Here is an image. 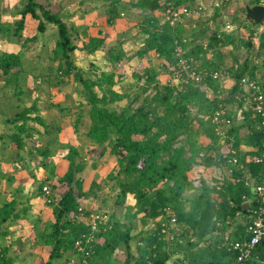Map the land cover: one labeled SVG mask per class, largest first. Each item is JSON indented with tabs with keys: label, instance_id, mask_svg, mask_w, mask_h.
Segmentation results:
<instances>
[{
	"label": "trees",
	"instance_id": "1",
	"mask_svg": "<svg viewBox=\"0 0 264 264\" xmlns=\"http://www.w3.org/2000/svg\"><path fill=\"white\" fill-rule=\"evenodd\" d=\"M97 1L102 5L101 12L108 25H113L122 13L133 14L136 11L140 17L138 30L146 34L143 48L133 54L125 50L124 41L117 42L106 56L111 64L106 71H85L76 66L73 57L78 49L73 39L75 28L73 30L64 21L60 12H53L38 0H26L18 11V20L0 24V31L6 39L22 37L30 26L28 17L37 21L39 33L45 32L48 24L56 26V40L49 55L51 64L54 63L49 66L53 74L49 75L58 77L60 85L71 82L79 85L83 97L81 105H86L89 112L90 124L85 136L96 145L94 153L102 157L108 151L117 162L108 177L118 187L115 209L109 213L106 226L100 225L93 241L87 245L88 255L78 250V242L83 235L90 234L91 226L86 220L77 221L76 216L81 207L86 210V216L93 211L107 210L86 209L81 204L87 192L83 189V179L77 176L85 168V163L77 159L79 149L70 146L68 169L57 181L53 179L54 171L40 182L37 193L46 196L47 202L52 199L48 204L53 206L54 213V222L37 237L39 245L51 247L46 264H116L115 254L121 247L127 251L125 264H167L174 255H178L174 264H234L237 253L229 249L225 237L229 235L230 240L250 238L248 226L256 205L254 190L243 181L235 182L234 178L242 175L237 167L234 176H227L216 186L200 174L196 179L190 178L189 171L196 163L207 168L215 164L230 165V149L234 148L243 167L256 177L255 183L261 182L263 167L255 162L264 141V129L258 127L260 118L253 116L251 109L244 111L245 121L228 127L223 136L216 129L212 117L221 108L228 109L231 116L243 108L246 95L241 81L244 77L255 80L264 90V77L262 82L258 79V72L264 68V28L257 35L259 44L256 45L254 37L260 25L246 17V8L243 21L234 17V24L241 23L234 32L219 26L215 30L210 26L202 29L199 23L197 28L187 33L183 23L171 26L156 14L165 12L168 1ZM170 1L176 8L197 4V0ZM248 2L256 5L262 0ZM220 7H224V3L215 6L214 20L220 15ZM81 29L87 31L86 26ZM244 29L247 37L241 33ZM184 36L189 40L184 42ZM88 37L83 49L88 53L103 49L104 37ZM37 38L38 35L27 38L25 43ZM178 46L184 49V56L197 63L200 69L229 72V78L234 82L228 91L224 82L212 76L202 82L161 84L156 67L146 68L143 74L134 73V78L141 83L134 85L130 92L116 89L121 81L117 68L119 63L134 55L143 56L154 51L162 61V68L168 70L177 62L175 51ZM228 46H231L229 51L226 50ZM244 48L247 55L243 57L240 51ZM23 55V52L0 51V71L5 78L3 87H14V93L19 97L25 93L21 86L23 78H26ZM228 55L232 61L227 66ZM231 106L235 110L230 109ZM34 111H39L35 101L32 106L6 119L15 125V131L8 134L15 149H25L27 139L33 136L28 122L32 118L29 114ZM82 115V111L77 112L74 124L78 133ZM34 120L44 123L39 116ZM244 128L247 130L245 134L242 133ZM201 136L208 139L207 145H202ZM42 155L48 157L49 149ZM44 186L50 187L49 195H46ZM130 198L134 204L129 202ZM247 201L251 204L246 209L244 204ZM16 205L17 198L14 197L0 206V228L20 217ZM168 209L173 210L176 227H180L179 231H171L173 239L161 232V223L157 220L166 215ZM139 216L144 225L152 220L156 227L152 231H140L136 252L133 253L134 222ZM3 236L0 230V264H13L10 247L2 242ZM246 264H264V240L257 245Z\"/></svg>",
	"mask_w": 264,
	"mask_h": 264
},
{
	"label": "rangeland",
	"instance_id": "2",
	"mask_svg": "<svg viewBox=\"0 0 264 264\" xmlns=\"http://www.w3.org/2000/svg\"><path fill=\"white\" fill-rule=\"evenodd\" d=\"M39 2L43 3L46 7L50 8L53 12H60L63 15L64 21L70 26L73 27L72 29L74 35V41L78 45V48L81 49V51L75 52L73 57L75 60V64L78 68H81L85 71L87 70H96V72L100 71H106L108 70V67L106 63H104V56L101 54H92L84 52L86 51L83 49V46L86 42H88V33L87 31L81 29L84 27L83 22V16H86L83 12V9L85 8V0H38ZM199 1V0H198ZM26 3V0H0V24H5L6 22H14L15 20H18L20 18L18 14V11L23 8L24 4ZM96 3L101 4L99 1L96 0ZM224 3V7H220V15L217 16V18L214 20L213 16L215 14V6H221V4ZM218 4V5H217ZM264 4V0H262V3ZM98 5V4H97ZM200 5L203 6V10H198V12L187 16L183 19V23L185 24H191L192 21H195L197 23L201 24V28L203 29L206 26H210L212 30L217 29L218 26L224 30V26L226 24L231 25V27L228 29L229 32H234L236 26L238 24H241L240 22L234 24V17L237 16L240 21L244 20L245 14H244V8H246L249 4L248 0H200ZM100 6L98 5V8ZM94 8V7H93ZM101 8V7H100ZM102 9V8H101ZM213 19V20H212ZM212 21V22H211ZM37 22V21H36ZM36 24L34 27V23L30 24L31 28H28L24 30L25 33H23V36L18 37H12V39H6L3 36L2 31H0V51L6 52V53H20L23 52V68L26 70V78H23V84L21 86L25 89V93L21 95V97L15 95V88L14 87H3L5 78L2 76V71H0V90L1 94L5 93L8 97H14L15 101L12 100L11 102H8L5 97L0 100V105L3 104L6 101L7 107L10 110L14 111V114L17 112L22 111L24 108H28L32 106L33 102L36 101L38 97V104H41L40 102L43 101L42 97L43 95L48 96L51 98V101L53 98L56 100V97L59 93L60 97L64 96V102L68 104L66 107V111L68 115L77 111H82L83 115L81 117V120L79 121V129L82 130V132H85V129H88V126L90 122L86 120L89 119V112L88 107L85 105H81L82 103V93L79 85H76L74 82H71L70 85L64 84L60 85L58 84L59 78L54 75H49V73H52L50 71L49 66L54 65V63L51 64L49 55L52 54V49L55 44L56 35H57V28L53 24H48V27L45 32L39 33L36 29ZM264 24V23H263ZM107 26H111L108 24H105ZM190 28V26H188ZM263 26L260 25V27H257V34L254 37V43L256 45L259 44V37L257 36L262 30ZM243 32L245 37H247L246 30H241ZM131 33V32H130ZM133 33V32H132ZM188 33H190L188 31ZM38 35V38L36 40L26 42L25 40L27 38H31L33 36ZM80 35V36H79ZM81 35H86L82 36ZM134 37L129 38L125 40V37L123 36H117V38L113 37L110 42L105 41V45L103 46L104 51L109 52L111 48H113L117 42L124 41V46L128 50L135 51L139 48V42H143L144 36L142 34H133ZM132 35V36H133ZM236 35V32H235ZM138 43H137V42ZM206 41V39H204ZM7 42L9 43H15V48H18L17 52H11L8 49ZM25 43V44H24ZM23 47H27L26 49H22ZM14 48V47H13ZM231 49V46L226 47V50L229 51ZM241 55L244 57L246 56V49H241L240 51ZM108 54V53H107ZM254 55V53H252ZM156 59L158 57H155ZM227 66L232 61V57L228 55L226 57ZM154 61L151 62V66L155 67L153 64ZM131 63L127 64L128 76H132L134 79V73L135 74H143V69L145 63H139L136 64L134 70L130 66ZM54 67V66H53ZM126 71V70H125ZM160 70H158L159 72ZM140 72V73H139ZM48 76H47V75ZM94 74V73H93ZM159 77L163 78L165 76L161 75H168V77L173 81V75L174 73L172 70L169 69L166 71V73L158 74ZM264 75V68L258 72V79L259 81H263ZM25 77V76H24ZM166 77V78H168ZM222 82H224L227 86L233 84V80L230 78H221L219 79ZM32 81V85L29 84V82ZM26 82L28 84L26 85ZM175 82V80L173 81ZM232 82V83H231ZM161 84H165L168 82H160ZM175 84V83H174ZM69 85V86H66ZM63 87V88H62ZM66 88V89H64ZM69 88V89H68ZM57 93H53V90H55ZM71 94H66L64 92H68L69 90ZM227 90V88H225ZM3 90V91H2ZM227 92V91H226ZM226 92L223 95H226ZM4 95V94H3ZM36 96V97H34ZM10 97V98H11ZM58 97V96H57ZM66 97V98H65ZM224 97V96H223ZM1 98V97H0ZM33 99V100H32ZM41 100V101H40ZM40 101V102H39ZM37 102V101H36ZM52 102H55L54 100ZM125 103V102H124ZM6 106V105H5ZM10 106V107H9ZM82 107V109L80 108ZM79 108L81 110H79ZM75 109V111H73ZM232 110H235V107L231 106ZM2 110V108H0ZM76 111V113H77ZM13 114V113H12ZM75 120H71L70 123L72 124L73 130L75 129V122L77 119V116L75 115ZM0 120H3V118L0 117ZM86 120V125H85ZM196 123V122H195ZM198 126V123L195 125ZM1 127V126H0ZM58 127V126H57ZM57 127H53L56 128ZM62 126L58 127V131H61ZM50 133H47L49 137L52 135L57 134L56 132L54 134V131H51L49 129ZM76 132V131H75ZM247 132L246 128L242 130V133L245 134ZM4 134H7L3 131V129H0V136ZM48 135H45V138H49ZM68 137L70 136L67 134ZM79 136V134H77ZM53 137V136H52ZM205 136L200 137V142L207 144V140L203 141L202 138ZM87 139V138H86ZM0 139V157H4L3 161L0 163V178L3 180H8L6 183L8 184V187L12 189L11 194L5 195V197H0V206L5 202L12 200L14 197L17 198V210L16 212H19L20 217L17 218L15 221L11 220L3 224L0 228V230L3 232L4 236L2 237V242L5 245H8L10 247L9 255L14 259L13 264H33L35 257L42 256V264H46V260H48V256L51 250V247L49 246H42L37 243V237H39L40 232L44 231L46 227H49L51 223L54 222V213H53V206L49 205L45 196L42 194H38V186L41 181L46 178L45 176H49L53 174L55 171V175H53V179L57 181V178L59 176H62L69 165V161L67 158V155L69 153V149L71 144H73L74 141H68L63 142L59 141L63 147L59 150V156L54 153V156L57 158H54V160L48 156L44 157L42 153L46 152L48 150L47 146H44L45 142L38 141V146L36 145H28L27 143V149L25 150V157L24 159H20L19 161L17 159V156L11 155L8 152L6 153L3 141ZM5 142V141H4ZM63 142V143H62ZM6 143V142H5ZM78 143V142H77ZM91 145L93 143H85L83 144L82 148L75 146L79 149V156L77 157L78 161L85 163V168L82 172L78 173L77 176L83 179V189L87 192V197H85L84 201L81 203L82 206L86 207H94L96 209H103L107 210L109 213L113 212L115 209L114 201L118 193V187L114 185V181H111L108 179L109 174L114 170L115 166L112 161L110 153L107 151L105 154L108 157L98 156L97 153H94L91 156H88L89 153H91ZM74 146V145H72ZM96 146V145H95ZM51 151V150H50ZM52 152V151H51ZM58 152V151H57ZM83 152V153H82ZM5 156L11 160H16L15 163H9L6 162ZM50 157V158H49ZM42 160H44L45 164H42ZM53 161V162H52ZM117 164V162H116ZM213 166V165H212ZM210 167H200L199 164H194L192 170L189 171V176L192 179H196L199 177V174L206 173L208 177H212L213 179L217 180H223L228 176L226 172V168L223 167L221 164H217L216 168ZM212 167V168H211ZM1 183V182H0ZM16 190V191H15ZM14 191L16 193H14ZM129 202L131 204H134L132 199H129ZM39 211V214H38ZM141 216V215H140ZM140 216L135 219L134 222V229L133 234L136 236L134 240L131 242L133 253L136 252V245L138 243V237L140 235V231L142 230H153L156 227V224L149 220L146 225H144L141 221ZM162 218H158L157 220H161ZM78 221V220H77ZM178 255H174L173 258L167 263V264H174L178 261ZM127 257V251L124 247H121L115 254V263L116 264H125V260ZM76 262V260H75ZM40 262H38L39 264ZM65 264V263H64ZM75 264V263H73Z\"/></svg>",
	"mask_w": 264,
	"mask_h": 264
},
{
	"label": "crops",
	"instance_id": "3",
	"mask_svg": "<svg viewBox=\"0 0 264 264\" xmlns=\"http://www.w3.org/2000/svg\"><path fill=\"white\" fill-rule=\"evenodd\" d=\"M135 1H137V0H125V2H127V3L128 2H135ZM197 2H200V0L199 1L197 0ZM97 4L100 7H102V5L99 4V3H96L95 0H85V8L83 9V12H84V14L86 16H83L84 19L81 20V21L83 22V25L87 27V33H88L89 36H94V37H96V36L100 37L101 36V37H104L105 41L107 43V42H110V40L113 37L117 38L118 35L125 37V40H127L129 38L134 37L133 34L138 33V34H142L144 36V40H145L146 34L141 33L138 30L139 26L137 25L138 24L137 21H138V19H140V17H137L136 11H133V14L132 13H130V14L122 13V16L119 17L113 25L107 26V25H105V24H107L106 17L101 12V8L100 9L96 8L98 6ZM156 14H158V16H160L161 21H165L164 13L157 12ZM32 23H34V27H35V23H37V22L35 20H33L32 18L28 17L27 18V24L30 25ZM180 23H183V20ZM183 24H184V28H185L187 33H188V31L192 32V30L194 28H197V26L199 25V23H197L195 21H192L191 24H188V23L187 24L183 23ZM36 26H37V24H36ZM188 26H190V28ZM28 28H31V27L28 26L25 30L28 31L27 30ZM100 31H102L103 33L100 34L99 33ZM125 32L127 34L123 35V33H125ZM144 40H143V42H141V40L138 41L139 42V44H138L139 48L136 49V50H139L140 48H143ZM117 41H118V38H117ZM14 44L15 43L7 42L8 49L11 52H17L18 51V48H15L16 46ZM124 47H125V50L127 52H129V54H131V53L133 54L134 51L128 50L126 48V46H124ZM78 51H81V49L78 48L75 52H78ZM84 52H86V54L88 53L87 51H84ZM107 53L108 52H106V50L104 51V48H103L101 50H97L95 53H90V55H92V54H101V55H103L104 56V58H103L104 59V63H106V65H107V67L109 69L111 67V64H109L110 62L106 58ZM155 57H158V55L154 51H149L148 53L144 54L143 56L134 55L131 58L126 59L125 61H122L121 63H119L117 68H118L119 75H121V77H120L121 81L118 82L116 89L119 90V91H122L123 93L130 92L131 88H133L134 85H137V83L139 82L135 78L133 79L132 76H128V74H130L128 72L129 71L128 70L129 67H127L128 63H131L130 66L134 70L136 64L144 62L145 63L144 69H143V73H144L146 68L152 67L151 66V62L154 61L153 64L155 65L157 70H160L159 74H161V70H162V73H164V72L166 73L167 70L162 68V61L160 59H158V58L156 59ZM153 68H154V66H153ZM161 76H165V77L161 78L158 75L157 79L159 80V82H161V81L162 82H172V83L176 84V82H173L174 81V75H173V81L168 77V75L167 76L166 75H161ZM166 77H168V78H166ZM32 83H33L32 81L29 82L30 85H32ZM140 83L141 82H139V84ZM66 86H69V85H66ZM231 86L230 85L227 86V91H228V89ZM64 89H66V88H64ZM55 91H56V89L53 90L54 94L57 93ZM70 91H72V90L70 89L68 92H64V93L71 94ZM3 94H1V92H0V97H1L0 100H2L3 97H5L8 102H11L12 100L15 101L14 97H11V96L8 97L5 93H3ZM57 94H58L57 95L58 97L55 96L56 100L53 98V100L55 102H52L53 100L51 101L52 97L49 98L48 96L43 95V96H41L43 101L40 100L41 102L40 101L39 102L41 104H38V100L39 99L37 97V99H35L37 102L36 101L35 102H36L37 107L39 108V111L38 112L34 111L31 114H29V116H32V118L28 122V125L31 128V131H32V134H33V136L31 138L27 139L28 145H36V146H38L37 144H38V141H40V140H41L40 142H42V141L45 142L44 146L48 147L50 155H51V156L50 155L49 156L53 160H54V158H57L56 156H54V153L59 156V150L61 149V147H63V145L59 141L68 142V141H71V139H72V141H74V142L71 145L78 146V147H80L81 150H83V148H82L83 144L92 143L90 141V139H88L87 136H85V133H86L87 129H85V132L84 131L82 132V130L80 129L79 133L75 132V129L73 130L72 124L70 123V121L72 119L75 120V118H76L75 115L77 116V113H76L77 109H76V111L74 109L73 111H75V112H73L70 115H68V113L66 111V109H67L66 107L68 106V104L63 103L64 102V100H63L64 96L59 98L60 94L59 93H57ZM223 96H225V95H223ZM34 97H36V96H34ZM4 100H3V104L0 105V108H2V110H0V117L3 118V120H0V126H1L0 129L1 130L3 129V131L6 132L7 134L4 135V137L2 138L1 141H3L6 153L8 152V154L10 153L11 155L17 156V159L19 161H21L20 160V159H22L21 156L26 158V156H25L26 152H25L24 149L23 150L15 149L11 145V142L9 140L8 134H10L13 131H15V129H14L15 125L11 124V123H8L6 119L11 117V116H14L15 114H14L13 110H10L7 107L8 103H6V101L4 102ZM36 116L41 117L43 119L44 123L40 124V122L35 121L34 117H36ZM86 120H88V122H89L88 118ZM86 120H85V125H86ZM60 125L62 126V129H61V131H58L57 129H58V127H60ZM52 126L53 127H57L58 126V127H57V129L56 128L52 129ZM49 129H51V131H54L51 134H54L56 132L59 135L57 136L56 134H54V135H52L53 137L52 136L49 137V135L47 134V133H50ZM67 134H69L70 136L68 137ZM77 134H79V136ZM45 135H48L49 138H45ZM204 139L207 140V144H208L209 143L208 139L206 137H203L202 140L205 141ZM207 144L203 143L204 146L207 145ZM93 145L94 146L91 145L92 150H91V153L88 154V156H91L93 154V152H94V149L96 148L95 144H93ZM25 149H27V147ZM0 153H1V151H0ZM105 157H108V156H106V154H105ZM3 159H4V157H0V163L3 161ZM5 159H6V162H9L10 164L16 162V160H11L10 161V159L7 158L6 156H5ZM111 161H112V163L114 165H116V158L115 157L112 156L111 157ZM41 163L45 164L47 162L42 160ZM45 177L47 178V176H45ZM209 178H210L209 180H211V181L217 180V179H213L212 177H209ZM6 181H8V180H5V179L2 180L0 178V182H1L0 183V197H5V195L12 193L11 191L13 189V186L11 188H9L8 184L6 183ZM45 198H46V196H45ZM132 201L134 203L133 199H132ZM247 202L249 203L248 206H250L251 201H247ZM86 209H89V207H86ZM38 214H39V211H38ZM41 259H42V256H40V258L38 256L35 257L33 264H38V262H40L39 264H42Z\"/></svg>",
	"mask_w": 264,
	"mask_h": 264
},
{
	"label": "built area",
	"instance_id": "4",
	"mask_svg": "<svg viewBox=\"0 0 264 264\" xmlns=\"http://www.w3.org/2000/svg\"><path fill=\"white\" fill-rule=\"evenodd\" d=\"M168 1L167 8L165 9V21L169 22L171 26H175L177 23L181 22L184 17L192 15L198 10H203V6L200 5V2H197L193 7L173 6L170 0H161ZM218 5V4H217ZM231 25L226 24L224 30L228 31ZM189 40V37L184 36L183 41L186 42ZM184 49L181 46H178L175 51V56L177 62L170 66V70L174 73V80L178 83H189L190 81L202 82L205 81L209 76H212L215 79L226 78L230 76L229 72H219V71H208L206 69H200L198 64L193 63L192 60L184 56ZM242 87L245 92V102L242 109H238L237 113L230 115L228 109L221 108L215 111L212 122L217 125L216 129L223 136L226 133V129L231 127L234 123H241L245 121L244 111L253 110V116H258L260 122L258 127L264 129V90L261 85L249 77H244L241 81ZM231 155L228 158L230 165L226 166V172L228 176H234L235 167H237L242 173V175L234 178L235 182H244L247 186H251L254 190L256 197V205L253 208L252 222L248 226V233L250 238L247 240H230V236L226 235L225 241L228 244L230 250H234L237 253L234 264H246V261L254 255L255 249L258 244L264 240V141L262 142V147L260 153L255 157V162L263 167L260 183H255L256 177L247 171L239 161L236 156V150L234 148L230 149ZM203 156V153H201ZM226 157V155H225ZM220 163V159L218 160ZM222 165V164H221ZM217 164L213 165V168H216ZM200 167H203L200 165ZM211 167V168H212ZM201 177L205 178L212 186H216L219 183H222L221 180H209L210 178L206 173L200 174ZM199 175V176H200ZM44 191L46 195L50 194V187L44 186ZM51 198L48 199V202H51ZM80 208V213L76 216L78 221L86 220V222L91 226V231L89 235H83L82 239L79 240L78 250L85 252V255H88L86 247L91 243L95 237V232L100 228L99 226H106L109 222L110 214L108 211H93L89 216L85 215V209ZM159 220L161 223V232L165 233L168 238H174V235L171 231H179L180 227H176V219L174 212L171 209L167 210L166 215L161 217Z\"/></svg>",
	"mask_w": 264,
	"mask_h": 264
},
{
	"label": "water",
	"instance_id": "5",
	"mask_svg": "<svg viewBox=\"0 0 264 264\" xmlns=\"http://www.w3.org/2000/svg\"><path fill=\"white\" fill-rule=\"evenodd\" d=\"M246 17L249 20L254 21L256 24L261 25L264 23V4L247 5ZM248 202H245L244 206L248 208Z\"/></svg>",
	"mask_w": 264,
	"mask_h": 264
}]
</instances>
